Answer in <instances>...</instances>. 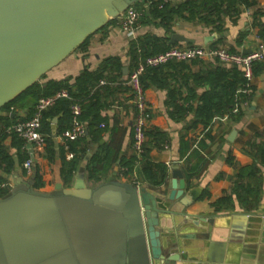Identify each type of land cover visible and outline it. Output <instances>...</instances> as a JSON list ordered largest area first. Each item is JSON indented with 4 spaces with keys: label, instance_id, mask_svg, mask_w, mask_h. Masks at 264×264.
<instances>
[{
    "label": "water",
    "instance_id": "obj_1",
    "mask_svg": "<svg viewBox=\"0 0 264 264\" xmlns=\"http://www.w3.org/2000/svg\"><path fill=\"white\" fill-rule=\"evenodd\" d=\"M137 1L0 0V109ZM169 42L194 39L172 32ZM92 154L93 147L68 186L58 168L50 190L34 188L33 175L11 174L0 196V264H225L214 217L184 211L179 165L170 167L164 192L116 178L90 184ZM197 231L205 236H185ZM188 239L197 254L188 252ZM254 247L235 264H264V240Z\"/></svg>",
    "mask_w": 264,
    "mask_h": 264
},
{
    "label": "crops",
    "instance_id": "obj_2",
    "mask_svg": "<svg viewBox=\"0 0 264 264\" xmlns=\"http://www.w3.org/2000/svg\"><path fill=\"white\" fill-rule=\"evenodd\" d=\"M137 3L147 8L145 0H138L135 4ZM240 9L241 13L235 20L225 18L223 30L220 33L214 30L212 26H207L200 22H189L175 17L171 22V29L168 32L156 21H142L140 22L136 36L140 37L145 34L170 36L172 32H177L194 39L192 44H214L227 50L234 49L236 52L249 51L256 46L259 40H264V37L259 36V31L264 27V0H256V4L249 8L241 5ZM256 9L262 11V16L252 20V12ZM128 44V39L118 27L112 22L108 23L100 30L91 34L85 46L77 48L57 66L49 70L45 79L74 77L85 67L89 69L97 68L102 59L108 56L119 57L123 63V67L127 66L129 62V56L127 55ZM194 60V62L188 63V69H167L168 73L174 75L166 77L167 84L179 87L182 96H186L188 93L187 87L182 83L186 79L184 78L186 74L212 69L218 64L226 66L215 58H196ZM188 82L191 86L193 84V93L197 96L204 89L208 88V85L194 84L191 79ZM99 84L103 83L99 82ZM110 85H112L114 90L112 92L103 90L101 97V99L110 103L107 109L103 111V114L107 116V130L99 141L88 145L84 154L91 147H93L94 153L97 146L101 143H109L111 140L116 142L119 157L99 182L109 178L132 181L133 178H136V175L134 173L124 175L123 168L119 165L120 157L129 158L132 155V111L129 107V100H127V92L120 87H116V83H111ZM249 86L251 88L249 89L248 98L245 101H241L239 105L235 104L231 110V114L224 113L215 116L208 127L198 124L197 128L189 130L185 129L186 120H175L168 116L165 107L167 100L166 90L152 84L145 89L147 102L153 110L152 117L149 120V127L159 129L165 136V142L161 143L160 148L152 146L153 142L149 137L146 136L145 139L146 145L150 146V159L153 162L162 163L167 166V176L164 182L157 187H153V189L166 191L169 183L168 174L170 167L173 164L179 165L185 182V190L180 199L185 205L184 211L188 214L214 217L213 240L224 242L223 258L225 264L237 263L241 253H252L255 243L264 240L263 163L257 164L258 171L254 176L245 178L258 191L257 196L254 194L246 196L247 208L239 204L235 195H232L233 209L216 211L213 204L216 199L229 190L231 179L238 173L239 169L249 166L254 162L253 153L256 149L264 148V69L253 76ZM196 97L191 99L194 105H196ZM239 110L240 113L238 114ZM27 115L28 110L26 109L16 108L12 113V116L16 117V119L25 118ZM189 118H191L190 115L187 120ZM207 132L212 139H205ZM183 137L189 144V150L195 147L201 139H205L207 142V147L201 151L207 162L204 165L200 164L199 171L198 168L193 171H188L187 169L188 165L184 162V158L189 150L183 154L181 149V139ZM3 143L5 146H8L10 138L7 137ZM61 143L60 138L55 137L56 148ZM26 148L29 150L28 147ZM10 152L14 153L15 149L10 148ZM193 164L194 160L190 161V165ZM57 168H60L59 158H57V161L55 158L54 162L50 164L49 171L44 177L45 189L43 190L53 188L56 182ZM17 171H19L23 179L32 176L22 174L17 168L13 169L9 174L0 171V175L5 180L11 182V174ZM75 174L76 172L72 180ZM99 182L89 181L90 184ZM139 182L144 186H149L144 181ZM2 189L8 190L6 188ZM203 191L207 192L208 195L199 198ZM205 233L206 231H200V233L197 231L185 236L193 237L199 234H201L200 236H205L203 235ZM193 243L194 239L187 240V244H189L187 246L188 252L190 254H197V250L193 249V246H190ZM177 264H204V262L189 260Z\"/></svg>",
    "mask_w": 264,
    "mask_h": 264
},
{
    "label": "trees",
    "instance_id": "obj_3",
    "mask_svg": "<svg viewBox=\"0 0 264 264\" xmlns=\"http://www.w3.org/2000/svg\"><path fill=\"white\" fill-rule=\"evenodd\" d=\"M145 2H148L147 8H144L140 3L134 5L141 12L140 22L146 20L156 21L168 32L171 29V22L175 17H179L189 22H200L207 26H212L218 33L223 30L225 18L235 20L239 16L241 5L249 8L256 4V0H176L173 3H164L162 6L158 5L161 0H145ZM261 16V10L256 9L252 12V20ZM114 21L113 19L108 23H114ZM259 36L264 37V27L259 31ZM87 40L88 38L79 48L85 46ZM171 45L173 44L169 42V36L148 34L140 37L136 36L128 44L127 55L129 56V62L126 74H123V63L120 58L108 56L102 59L97 68L89 69L85 67L74 77L45 79L46 75H43L33 85L0 109V171L9 174L13 169H19L25 160L31 159L33 163V187L43 190L45 189L44 177L49 171L50 164L54 162L57 156L60 160V177L63 184L68 186L88 145L99 141L107 130V116L103 114V111L107 109L110 103L101 99L103 90L112 92L114 89L110 84L116 83V87H120L127 92V100H131L132 95L126 80L132 67L139 60L149 55L163 52ZM210 46L215 45L211 44ZM229 51L236 52L234 49ZM194 61V59L190 60V62L168 61L156 66H147L140 77L145 88L152 84L166 90L167 100L165 107L167 114L171 119L186 120V130L195 129L198 124L208 127L215 116L224 113L231 114V110L236 103L238 105V102L240 103L248 98L249 89L251 88V86H245L247 80L239 65L221 66L218 64L212 69L186 74L184 76L186 79L182 83L187 87L188 93L186 96H182L179 87L167 84L166 77L174 76L168 73L167 69H188V63ZM263 69L264 60L252 63L253 76L260 73ZM189 79L194 84L208 85V88L197 96L193 93L194 87L193 84L191 86L188 82ZM100 80L103 81V84H99ZM245 87L248 89L247 93H237L239 89ZM62 89L67 91L69 97L56 99L52 106L42 112L41 130L46 134L45 145L41 148L35 147L30 152L21 138L14 132L9 134L6 131V128L17 120L16 117L12 116L14 109L28 110V115L25 117L27 118L33 112L39 97L53 95ZM195 97L197 98L196 105L191 102V99ZM73 102H77L81 106L79 119L85 123L86 134L76 140L64 141L58 144V148H56L55 137L70 126V105ZM10 107H13V109L10 110ZM129 107H131V104H129ZM237 113L239 114L240 110ZM189 115L191 118L187 120ZM54 118H57V120L53 123ZM145 133L153 142L152 146L160 148L161 143L165 142L164 133L157 128L149 127ZM205 135V139L211 138L208 132ZM7 137L10 138V143L5 146L3 141ZM205 139L199 140L197 145L190 150L187 140L184 137L181 139L183 154L189 150L184 158V162L188 165V171H193L196 168L199 171L200 164L204 165L207 162V159L201 153L207 147ZM146 143L145 141L143 152L139 157L134 154L129 158L120 157L119 165L122 166L124 175L134 173L136 175L135 180L144 181L150 187H157L164 182L167 176V166L153 162L150 159V146H147ZM10 148H14L15 152L11 153ZM117 148L116 142L112 140L109 143H101L97 146L86 165V179L88 181L99 182L101 180L102 176L118 159ZM256 151L253 153L254 162L249 166L240 168L238 173L232 177L229 190L213 202L216 211L233 209L232 195H235L239 204L245 208L248 207L246 196L250 194L258 195L256 187L251 186L245 179L257 173V164H264V148L256 149ZM66 152L73 153V156L67 159L65 156ZM192 160H194V164L190 165ZM3 181L6 180L0 175V182ZM5 191V189L0 187V196ZM207 195L208 193L203 191L199 198Z\"/></svg>",
    "mask_w": 264,
    "mask_h": 264
},
{
    "label": "built area",
    "instance_id": "obj_4",
    "mask_svg": "<svg viewBox=\"0 0 264 264\" xmlns=\"http://www.w3.org/2000/svg\"><path fill=\"white\" fill-rule=\"evenodd\" d=\"M176 0H161L158 4L162 6L164 3H173ZM146 7L148 2H146ZM141 12L134 5L129 6L120 15L114 18V24L125 35L128 41L136 38V33L140 25ZM196 58L211 59L215 58L224 65H239L247 82L245 86H249L252 79V63L264 60V40H259L256 46L247 53L231 52L220 46L198 45L192 43H176L171 45L167 50L153 55H149L139 60L130 70L126 83L129 86L132 99L129 100L132 111V154L139 157L143 152V144L146 139V130L149 128V120L152 117L153 110L148 104L145 96V87L140 80L141 75L147 66H156L168 61H190ZM100 83H103L100 80ZM241 88L237 91L248 92L247 88ZM60 97H69L66 90L62 89L50 96L39 97L35 103L33 112L29 117L17 119L10 124L6 131L10 134L14 132L19 138L25 142V147H43L46 143V134L41 130L42 112L55 103ZM240 103L238 102V105ZM237 105V103H236ZM13 107H10L12 110ZM71 122L70 126L64 129L58 136L62 142L76 140L86 134L85 123L79 119L81 106L77 102L70 105ZM226 118V116H224ZM28 147V148H29ZM73 153L67 152L66 158L70 159ZM19 170L24 175H32L33 163L31 159L25 160ZM133 182L141 184L133 178ZM12 183L9 181L0 182L1 188L10 189Z\"/></svg>",
    "mask_w": 264,
    "mask_h": 264
},
{
    "label": "rangeland",
    "instance_id": "obj_5",
    "mask_svg": "<svg viewBox=\"0 0 264 264\" xmlns=\"http://www.w3.org/2000/svg\"><path fill=\"white\" fill-rule=\"evenodd\" d=\"M46 74H47V73H46ZM46 74H45V75H46Z\"/></svg>",
    "mask_w": 264,
    "mask_h": 264
}]
</instances>
